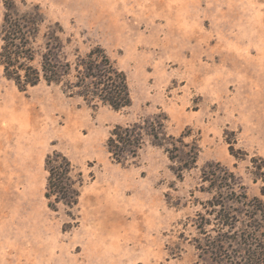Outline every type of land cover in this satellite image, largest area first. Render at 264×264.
I'll use <instances>...</instances> for the list:
<instances>
[{
  "label": "rangeland",
  "instance_id": "1",
  "mask_svg": "<svg viewBox=\"0 0 264 264\" xmlns=\"http://www.w3.org/2000/svg\"><path fill=\"white\" fill-rule=\"evenodd\" d=\"M11 1L40 6L42 35L62 27L70 80L102 49L132 102L114 110L64 84L20 89L0 64V264H264L252 207L227 202L229 229L210 203L216 185L229 200L264 186V0ZM135 124L141 149L119 163L111 133ZM54 152L80 178L74 207L46 198Z\"/></svg>",
  "mask_w": 264,
  "mask_h": 264
},
{
  "label": "trees",
  "instance_id": "2",
  "mask_svg": "<svg viewBox=\"0 0 264 264\" xmlns=\"http://www.w3.org/2000/svg\"><path fill=\"white\" fill-rule=\"evenodd\" d=\"M45 22L40 6L34 5L29 10L22 11L14 1H6L0 30L2 40L0 64L8 79L15 81L20 89L35 87L41 82L48 85L64 84V90L77 91L84 100L98 101L114 110L131 106L125 73L113 66L102 49L98 51L99 53L91 52L81 59L75 67L77 72L75 80H70L73 65L63 54L64 45L59 36V33H63L62 27L55 24L48 27L42 35V26ZM41 35L44 38V51L38 54L33 43ZM37 55L39 60L36 64ZM142 131L144 129L137 124L116 127L112 131L107 146L115 161L123 163L126 155L133 158L137 156L144 141ZM146 134L153 136L154 139L158 138L154 133ZM45 168L49 173L46 198L50 201V207L53 203H62L69 208L76 206L79 203L78 185L81 186V182L80 178L74 177L71 161L62 153L54 152L47 157ZM262 180L264 181V178ZM213 189L216 190V194L210 203L214 208H219L214 212V219L218 221L220 227L232 228L235 223L232 221L237 218L236 215L227 213V202L251 206V216H247L250 219L258 217L261 219L260 222L264 223V186L260 189L261 196L251 199L242 194L236 199L231 197L229 200L224 195L228 189L225 184L216 185ZM235 189L231 188L232 196L237 195ZM242 234L244 235L245 231ZM257 248L264 256V244L258 245Z\"/></svg>",
  "mask_w": 264,
  "mask_h": 264
}]
</instances>
